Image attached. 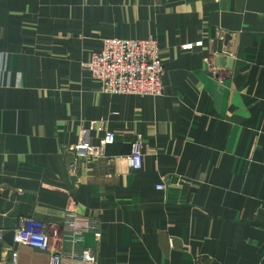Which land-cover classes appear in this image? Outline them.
<instances>
[{"label":"crops","instance_id":"1","mask_svg":"<svg viewBox=\"0 0 264 264\" xmlns=\"http://www.w3.org/2000/svg\"><path fill=\"white\" fill-rule=\"evenodd\" d=\"M148 37L163 95L100 92L91 53ZM81 129L114 141L71 173ZM67 212L97 224L96 264H264V0H0V264H48L21 219L69 251Z\"/></svg>","mask_w":264,"mask_h":264},{"label":"built area","instance_id":"2","mask_svg":"<svg viewBox=\"0 0 264 264\" xmlns=\"http://www.w3.org/2000/svg\"><path fill=\"white\" fill-rule=\"evenodd\" d=\"M184 45L182 50H190L200 46ZM91 79L100 86V92L108 95L161 97L163 95L162 78L163 62L160 57L159 45L156 39L148 37L143 40L104 39L102 48L91 53L88 61L83 64ZM87 130L81 129L75 145V160L68 165L73 172L75 163L81 158L98 159L103 149L114 141L112 133H106L98 145L88 141ZM126 165L131 170H139L142 164L141 140L138 138L130 145V152L125 158ZM157 191H163L164 185H157ZM63 241L70 250L54 252L50 250L49 239L45 225L35 219H21L19 225L12 231V242L48 253V264H96L95 252L83 246L85 233L91 232L94 239H100L97 224L84 216L67 212L63 219ZM3 231L0 230V239ZM81 246L80 249L75 247ZM17 253L11 251V263L15 264Z\"/></svg>","mask_w":264,"mask_h":264}]
</instances>
